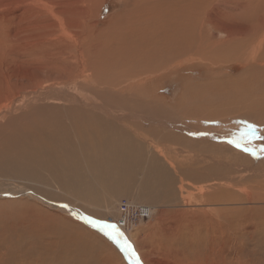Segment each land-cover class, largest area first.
I'll list each match as a JSON object with an SVG mask.
<instances>
[{"label": "rangeland", "instance_id": "1", "mask_svg": "<svg viewBox=\"0 0 264 264\" xmlns=\"http://www.w3.org/2000/svg\"><path fill=\"white\" fill-rule=\"evenodd\" d=\"M11 1L0 0V78L4 81L8 80L5 77L11 79L8 80L10 83L5 82V90L8 86H19V83L20 93L5 100L3 88L0 126L20 114L27 99L32 103L26 109L36 103H44L94 111L110 128L95 129L111 140L121 142L124 148L138 156L133 162L139 161L140 164L132 165L136 169L135 179L123 185L126 189L122 193H104L99 183L93 180V186L84 190L91 196L104 198V202L99 203L85 196L73 195L64 183L65 178H55L48 167H40L35 162L29 163L31 166L25 164L27 170L20 165L7 172L0 171V264H135L134 257L122 251L115 240L105 235V231L116 230L123 233L144 264L141 252L123 226L116 227V230H102L103 225H112V215L120 216L119 205L123 200L151 206L158 215H154L153 219H134L137 224H130L129 230L132 234H140L142 242H150L146 251L149 250L150 257L159 259L162 264H264V154L254 157L242 150L243 146H247L259 152L264 147V139L249 142L242 136L246 131L244 122H247L256 125L257 134L264 137V108L256 110L254 107V114L249 112L252 102H264V42L254 53L251 49L258 38L256 33L264 32V0H77L74 6L79 9V15L75 18L76 24L67 32L58 25L59 15L51 14L53 9L60 7L57 3L50 6L42 0H15L22 4L16 9V4L12 5ZM188 3L191 8L189 19L184 15ZM22 8L42 11L44 19L38 17L37 20L34 16L22 21L23 24H37V28L30 30L32 32L18 31L12 23L9 31L15 35H6L10 21L14 20L11 18L13 12L17 10L21 12L19 14L26 12L28 15L27 11L22 12ZM237 18L240 19L236 21ZM69 19L73 21L71 16ZM42 22L56 25L38 28L39 24L43 27ZM87 23L93 25L94 32L89 31ZM228 23H231V28ZM125 29L133 35L125 36V44L135 51L130 48L124 53L117 47V37L119 34L122 36ZM176 32L179 34L175 35ZM237 32H241V37ZM166 37L177 42L176 45L180 44L184 54L174 60H153L145 66L139 57L129 55L136 50L138 53L149 44L155 49V52H149L154 53L156 59L165 58L159 48L163 45L157 40ZM220 41H223L221 45ZM45 44L48 55L65 62L67 68L64 70L74 79L73 83L65 77L46 82V78L32 81L23 75L18 80L13 70L16 71L19 66L27 67L24 62H18L26 49ZM95 44L99 46L96 48ZM176 45L163 52H178ZM23 47L25 52L20 50ZM38 52H44V48ZM207 54L208 59L213 56L212 59H205ZM139 66H143L141 73L132 75V71ZM127 71L135 76L127 83L138 85L139 91H147L148 94L146 98L143 97L146 93L142 92L133 96L146 102L158 100L154 109L130 110L123 105H109L107 97L112 94L109 91L119 93L121 85H124L120 83L117 86L115 83L120 82L118 78ZM111 80L115 82L113 89L103 83ZM94 88L102 89L97 91ZM104 89H108L105 98L100 96ZM48 94H54V98ZM259 111L263 115H259ZM229 140H238L242 147H236ZM154 174L161 176V180ZM145 178L147 182H160L162 190L158 186L156 192L169 195V205H160L158 201L148 199L146 195L153 191L150 187L140 186ZM200 187L209 194L208 201L204 204L188 202L187 195L190 192L195 194ZM200 207L216 209L210 217L218 213L223 224L221 234H209L207 231L210 230L194 218L193 212ZM156 216H160L162 223L157 222ZM93 220L100 224L93 226L90 222ZM154 220L156 223L151 229L146 228L149 235L144 240L143 231L136 232L135 227Z\"/></svg>", "mask_w": 264, "mask_h": 264}, {"label": "bare ground", "instance_id": "2", "mask_svg": "<svg viewBox=\"0 0 264 264\" xmlns=\"http://www.w3.org/2000/svg\"><path fill=\"white\" fill-rule=\"evenodd\" d=\"M43 2H48V5L53 6L52 3L55 5L56 3L58 4V6L60 7H56V10L53 9L51 14L52 16L55 15H59L58 18V25L60 26V28L62 27V29L67 32L70 31L69 29L72 28V25H75V18L78 17L79 15V9L74 6L77 3V0H70L68 2H64V0H42ZM56 1V2H55ZM148 1V0H147ZM243 1V0H242ZM245 1V0H244ZM261 1V0H260ZM12 5L17 6L16 9L20 8L18 7V5L22 6V4H19V2L12 0ZM29 2V1H27ZM101 2V1H99ZM241 2V1H240ZM190 3H188L184 9L185 13L184 15H186V17H188L189 19V12L191 13V8H190ZM197 4V3H196ZM204 4V3H202ZM244 4V3H243ZM29 5V4H26ZM47 5V6H48ZM248 5V4H247ZM255 5V4H254ZM249 6V5H248ZM257 6V5H256ZM236 7V6H235ZM244 7V6H242ZM259 7V6H257ZM262 7V6H261ZM240 8V7H239ZM248 8V7H247ZM252 8V7H251ZM260 8V7H259ZM23 9V8H22ZM257 9V8H256ZM237 10V9H236ZM251 10V9H250ZM27 11L28 15H26L27 13H22L19 14L21 12H17V10L15 12H13L12 15V20L10 21L9 27L7 29V34L6 35H15L13 34V32L9 31L10 26L12 25V23H14L15 27L14 29H17L18 31H26L28 30L29 32H32L30 30H32L33 28H37V24L36 26L32 23V22H27L28 24H23L22 21L24 19H31L34 16H36L37 20L38 17H42L44 16V14L37 10H32V9H28L26 8V10H22V12ZM50 11V10H49ZM197 11V10H196ZM238 11V10H237ZM240 11V9H239ZM242 11V9H241ZM244 11V10H243ZM249 11V9H248ZM256 11V10H255ZM259 11V10H257ZM225 12V11H224ZM245 12V11H244ZM250 12V11H249ZM248 12V13H249ZM50 13V12H49ZM158 13V12H157ZM228 13V12H227ZM232 12L230 11V14ZM237 13V12H235ZM247 13V14H248ZM251 13V12H250ZM253 13V12H252ZM78 14V15H77ZM234 14V13H233ZM232 14V15H233ZM258 14V13H257ZM261 14V13H260ZM47 15V14H46ZM231 15V16H232ZM239 15V14H238ZM242 15V13H241ZM254 15V14H253ZM251 14V16H253ZM69 16H71L73 18L69 19ZM147 16V15H146ZM157 16V15H156ZM240 16V15H239ZM264 16V15H263ZM46 17V16H45ZM84 17V16H83ZM114 17V16H113ZM118 17V16H117ZM185 17V16H184ZM222 15H220V20H221ZM224 17V16H223ZM228 17H230L228 15ZM235 17V16H234ZM238 17V16H237ZM115 18V17H114ZM148 18V16H147ZM154 18V17H153ZM156 18V17H155ZM232 18V17H231ZM242 19L246 18L244 16H241ZM256 18V17H255ZM182 19V18H181ZM185 19V18H184ZM187 19V18H186ZM203 19V18H202ZM201 19V20H202ZM228 19V18H226ZM235 19V18H234ZM240 18H237L236 21H238ZM241 19V21H242ZM150 20V19H147ZM157 20V19H155ZM162 20V19H161ZM195 20V19H194ZM200 19H198L199 21ZM16 21V22H15ZM31 21V20H30ZM57 21V20H56ZM80 21V20H79ZM116 21V20H115ZM152 21V19H151ZM149 21V22H151ZM180 21V20H179ZM183 21V20H181ZM191 21V19H190ZM193 21V19H192ZM208 21V20H207ZM230 21V20H228ZM148 22V21H147ZM155 22V21H154ZM186 22V20H185ZM222 22V21H221ZM232 22V20H231ZM248 22V21H247ZM256 22V21H255ZM263 22V21H262ZM22 23V24H21ZM188 23V22H187ZM200 23V22H198ZM197 23V24H198ZM208 23V22H207ZM207 23L205 25H207ZM224 23V22H223ZM233 23V22H232ZM240 23V22H239ZM242 23V22H241ZM80 24V23H79ZM150 24V23H149ZM181 24V23H179ZM185 24V23H184ZM190 24V23H189ZM203 24V23H202ZM218 24V23H217ZM216 24V26H218ZM225 24V23H224ZM231 24V23H230ZM228 23V26L230 25ZM234 24V23H233ZM247 24V23H246ZM256 24V23H254ZM41 25L43 27L38 26V28L44 29L46 28H50V27H54V23L52 22V24H49L47 22H42ZM78 25V24H77ZM91 23H87L86 26L89 27V31L91 30V33L94 32L93 28L91 26ZM143 25V24H142ZM182 25V24H181ZM45 26V27H44ZM189 26V25H188ZM187 26V27H188ZM198 26V25H197ZM203 26V25H202ZM224 26V25H223ZM249 26H251V23L249 22ZM248 26V27H249ZM254 26V25H253ZM81 27V26H79ZM118 24H116L115 28L117 29ZM185 27V26H184ZM213 27V26H212ZM226 27V26H225ZM239 27H242V25H240ZM247 26H245L244 28H246ZM257 27V26H256ZM254 27L252 29L255 30ZM260 27V26H259ZM262 27V25H261ZM142 28V27H141ZM180 28V27H179ZM224 28V27H223ZM231 28V25H230ZM233 28V25H232ZM238 28V27H236ZM243 28V27H242ZM241 28V29H242ZM128 29V28H126ZM125 29V33L121 36L119 34V37H117V47L119 48V50L121 51H130V48L132 46H129L127 44H125V36H131L132 34L127 33L128 30ZM131 29V28H130ZM139 29V28H138ZM183 29V28H182ZM213 29V28H211ZM217 29V28H216ZM227 29V27H226ZM225 29V30H226ZM234 29V28H233ZM232 29V30H233ZM239 29V28H238ZM264 29V28H263ZM49 29H47L48 31ZM228 30V29H227ZM226 30V31H227ZM237 30V29H236ZM248 30V29H246ZM17 31V32H18ZM50 31V30H49ZM132 31V30H130ZM186 31V30H185ZM220 31V30H219ZM231 31V30H230ZM229 31V32H230ZM234 31V30H233ZM238 31V30H237ZM262 31V30H261ZM264 31V30H263ZM84 32V31H83ZM141 32V31H140ZM173 32V31H172ZM187 32V31H186ZM44 33V32H43ZM46 33V32H45ZM135 33V32H133ZM174 33V32H173ZM231 33V32H230ZM235 33V32H234ZM238 33V32H237ZM241 33V32H240ZM238 33V34H240ZM249 33V32H248ZM256 33V32H255ZM19 34V33H18ZM87 34V33H86ZM127 34V35H126ZM179 34V33H175ZM246 34V33H245ZM44 35V34H43ZM98 35V34H97ZM230 35V34H228ZM227 35V36H228ZM237 36V34H234ZM254 35V34H253ZM133 36V35H132ZM231 36V35H230ZM241 37V34L239 35ZM256 36L258 37L255 40V43L252 44V48L253 53L256 51V49L258 47H261L262 43L264 42V32H260L258 31V33H256ZM30 38V37H29ZM235 38V37H234ZM233 38V40H234ZM238 38V37H236ZM226 39V38H225ZM186 40V39H185ZM224 40V39H223ZM227 40V44H228V39ZM230 40V39H229ZM239 40V39H237ZM254 40V39H252ZM161 42V45H163L161 48L162 53L164 54L163 56L165 58L162 59H156V55H154V53L152 54L151 52L154 51L153 50V46L151 47L149 44L145 45L147 46L145 49H141L136 52H130L129 55L132 56H137L141 59V64L143 66L147 65L149 62L151 61H156V60H170V58H172L174 60L175 57H179V55L184 54L183 53V47L179 44L176 45L177 42H175L173 39L170 38H164L161 40H157V42ZM166 41V42H165ZM218 41V40H217ZM231 41V40H230ZM241 41V40H240ZM249 41V40H248ZM133 43V40L131 41ZM158 42V43H159ZM165 42V43H164ZM192 42V41H191ZM223 42V41H222ZM220 41V45L222 43ZM239 42V41H238ZM246 42V41H245ZM250 42V41H249ZM252 42V41H251ZM218 43V42H217ZM232 43V42H231ZM236 43V40L235 42ZM233 43V46L235 45ZM39 44V43H38ZM37 44V46H38ZM79 44V43H78ZM89 45H91L90 43H88ZM191 44V43H190ZM194 44V43H192ZM209 44V43H208ZM213 44V43H212ZM224 44V43H223ZM230 44V42H229ZM228 44V45H229ZM242 44V43H241ZM249 44V43H248ZM48 45V44H47ZM55 45V44H54ZM96 45V44H95ZM131 45V44H130ZM172 45H176V47L179 48L178 52L172 53L171 51L168 54L167 52L164 53L163 50L164 49H173ZM210 45V44H209ZM219 45V44H218ZM219 45V46H220ZM225 45V44H224ZM222 45V46H224ZM237 45V44H236ZM27 46V45H26ZM40 46V45H39ZM46 44L44 46H41L39 48H27L26 52H25V48H19L21 50V52L24 50L25 54L22 55V59H20L18 62H24L25 66L27 64V67L22 68V67H18L16 71L13 70V72L16 74L18 80L22 79V76L25 75L26 79H30L32 81H37L39 79L42 78H46L44 81L46 82H51V80L54 78H69L71 81V83H73V78L70 76V74L65 71V62L64 61H60L56 58H53V55H48L47 52V48L45 47ZM49 46V45H48ZM62 47V45H60ZM99 46V44L96 45V48ZM144 46V45H143ZM172 46V47H170ZM240 46V42L239 45ZM192 47V46H191ZM221 47V46H220ZM247 47V46H246ZM44 48V52H38V50L43 49ZM87 48V46H86ZM85 48V49H86ZM91 48V47H90ZM158 48V47H157ZM215 48V47H214ZM263 48V47H262ZM261 48V49H262ZM18 49V50H19ZM134 48H131V51H135L133 50ZM91 50V49H90ZM93 50L95 51V47H93ZM97 50V49H96ZM192 50V49H191ZM263 50V49H262ZM82 51V50H81ZM119 51V52H120ZM151 51V52H149ZM173 51V50H172ZM209 51V50H208ZM59 52V51H58ZM90 52V51H89ZM97 51H95L96 53ZM109 52V51H106ZM155 52V51H154ZM174 52V51H173ZM211 52V51H210ZM236 52V51H235ZM262 52V51H261ZM118 52H116L117 54ZM125 53V52H124ZM123 53V54H124ZM206 53V52H205ZM214 53V52H213ZM16 54V52H15ZM82 54V53H80ZM92 54V53H91ZM111 54V52L109 53ZM113 54V53H112ZM111 54V55H112ZM127 54V53H126ZM125 54V58H127V55ZM196 54V53H195ZM204 54V53H203ZM209 54V53H208ZM208 54L207 57L204 56L205 59H208ZM18 55V54H17ZM93 55V54H92ZM110 55V56H111ZM153 55V57H151ZM162 55V54H161ZM191 55V54H190ZM197 55H199L197 53ZM213 55V54H212ZM211 55V56H212ZM254 55V54H253ZM96 56V55H95ZM115 56V55H114ZM117 56V55H116ZM185 56V55H184ZM217 56V55H215ZM246 56V55H245ZM263 56V55H262ZM15 57V56H14ZM183 57V56H182ZM181 57V58H182ZM213 57V56H212ZM212 57H209V59ZM12 58V57H11ZM103 58V57H102ZM112 58V57H111ZM136 58V57H135ZM159 58V57H158ZM184 58V57H183ZM203 58V57H202ZM217 58V57H216ZM251 58V57H250ZM179 59V58H178ZM204 59V60H205ZM208 59V60H209ZM215 59V58H214ZM10 60V59H9ZM125 60V59H124ZM134 60V59H133ZM217 60V59H216ZM215 60V61H216ZM207 61V60H206ZM211 61V60H210ZM209 61V62H210ZM70 62V61H69ZM204 62V61H203ZM103 63V62H102ZM135 63V61H134ZM138 63V62H137ZM158 63V62H157ZM206 63V62H204ZM208 63V62H207ZM218 63V62H216ZM30 64L34 65V66H30ZM68 64V63H67ZM214 64V63H213ZM263 64V63H262ZM24 65V64H23ZM157 65V64H156ZM175 65V64H173ZM179 65V64H178ZM220 65V64H219ZM29 66V67H28ZM69 66V65H68ZM86 66V65H84ZM89 66V65H88ZM124 66H127L124 64ZM131 66V65H130ZM143 66H139L138 68H136L135 70H133L132 72H134L132 75H136L137 73H139L140 71H142ZM151 66V65H150ZM159 66V65H157ZM205 66V64H204ZM123 67V64H122ZM153 67V66H152ZM213 67V65H212ZM211 67V68H212ZM217 67V65H216ZM150 68V67H149ZM218 68V67H217ZM216 68V69H217ZM12 69V68H11ZM25 69V70H24ZM84 69V68H83ZM120 69V68H119ZM213 69V68H212ZM64 70V71H63ZM128 70V69H127ZM153 70V69H152ZM151 70V71H152ZM155 70V68H154ZM22 71V72H21ZM157 71V70H156ZM3 72V71H1ZM124 72V71H123ZM153 72V71H152ZM259 72V71H258ZM113 73V72H112ZM141 73V72H140ZM1 74V73H0ZM83 74V73H82ZM107 74V73H106ZM147 74V73H146ZM149 74V73H148ZM147 74V75H148ZM209 74V73H208ZM7 75V74H6ZM12 75V74H11ZM79 75V73H78ZM84 75V74H83ZM121 75V72H120ZM141 75V74H140ZM93 76V75H92ZM1 77V76H0ZM52 77V78H51ZM100 77V76H99ZM122 77V80H121ZM120 79L118 78V80H120V82H114V81H104L103 83H105L107 88L113 89L115 88L114 86H120V83H123L124 87H122L119 90V93H116L115 91H109L111 92V96L107 97L108 101H109V105L111 104V106H117V105H123V106H127V108L130 110H137V109H154V104L155 102H158V100H150L149 102L147 101H143L140 100L136 97L133 96V94H138L142 91H139L138 85H130L129 83H127L128 81H132L134 80L135 76H131L130 72L127 71V73L125 72L124 75H121ZM153 77V76H152ZM208 77V75H207ZM16 78V77H15ZM94 78V77H93ZM158 78V77H157ZM11 80L10 78H6L5 80ZM91 79V78H90ZM90 82H95L93 80H90ZM6 80V81H8ZM14 80V79H13ZM16 80V79H15ZM16 80V82H22V81H18ZM82 80V79H81ZM116 80V78H115ZM138 80V79H137ZM140 80V79H139ZM264 80V79H263ZM6 81H4L3 79L0 78V98L1 96H3V88L6 85ZM142 81V80H141ZM6 82V83H5ZM10 83V81H8ZM15 82V81H14ZM115 85H114V83ZM263 82V81H262ZM102 83V81H101ZM126 83V84H124ZM208 83V82H207ZM206 83V84H207ZM8 84V83H7ZM16 84V83H15ZM23 84V83H22ZM31 84V83H30ZM140 84V83H138ZM261 84V83H260ZM17 85V84H16ZM14 85V86H16ZM18 85L20 86V84L18 83ZM78 85V84H76ZM84 85V84H83ZM103 85V84H102ZM13 86V84H12ZM9 87L5 90V100H10L12 99V97L19 92V86L16 87ZM33 86V85H32ZM24 88V86H21ZM28 87V86H27ZM31 87V86H30ZM64 87V86H63ZM38 88V87H37ZM36 88V89H37ZM65 88V87H64ZM89 88V87H87ZM99 88V87H98ZM210 88V87H209ZM17 89V90H16ZM95 90H101L100 89H96ZM144 89V88H143ZM142 89V90H143ZM207 89V87L205 88ZM24 90V89H23ZM29 90V89H28ZM105 90V89H104ZM108 90V89H106ZM102 91L104 93H100L98 95L102 96L105 98V95L107 94L108 91ZM117 90V89H116ZM145 90V89H144ZM31 91V90H30ZM54 91V90H53ZM65 91V90H64ZM150 91V90H149ZM33 92V91H32ZM101 92V91H100ZM147 91L142 92V94H145ZM20 93V92H19ZM24 93V92H23ZM34 93V92H33ZM73 93V91H72ZM75 93V92H74ZM262 93V92H261ZM27 93H24V95ZM43 94V93H42ZM23 95V96H24ZM41 95V94H40ZM50 95V98H54V94H48ZM66 95V94H65ZM22 96V93H21ZM35 96V94H34ZM44 96V94H43ZM46 96V95H45ZM116 96V97H115ZM146 96H148V94L146 93L145 95H143L144 98H146ZM263 96V95H262ZM41 97V96H40ZM84 97V96H83ZM14 98V97H13ZM27 98V97H26ZM35 98V97H34ZM33 98V99H34ZM57 98V97H56ZM65 98V97H64ZM21 99V98H19ZM45 99V98H44ZM4 100V101H5ZM16 100V98H15ZM260 100V99H259ZM76 101V99H75ZM80 101V100H79ZM12 102V101H11ZM20 102V100H19ZM26 103H24V110L20 112V114H18L17 116L13 117L10 121L7 120V123H5L4 125L0 126V171H6L8 169L11 168H16V167H20V165L25 166L24 168L26 169L27 165H30L29 163H37L39 164L40 167H48V169H50L54 174H55V178L59 179L62 177V180L65 178V182H64L69 189L73 192V195H81V196H85L91 200H93L95 203H99V202H104V198H96L94 196L89 195L84 189L88 186H93L92 181H96L97 183H99V185L101 186L102 190L104 193H110V195L113 193L118 194V193H122L125 191L126 188L123 187L124 184L128 183L129 181H134L135 179V175H136V169L133 166H136L138 164H140L139 161L133 162L135 160L136 157H138L137 155H135L133 152L128 151L126 148H124L123 145H121V142L118 141H114L111 140L109 138V136L107 137L106 134H102L99 130H96L95 128H103V129H107L109 128V124L99 115L95 114L94 111H87V110H82L81 108L78 107H68V108H62V107H58V106H54L50 105V104H35L30 106L28 109H26L28 107V105L30 104L31 100L27 99L26 101H24ZM103 102V101H102ZM217 102V101H216ZM32 103V102H31ZM46 103V102H45ZM79 103V102H78ZM77 103V104H78ZM81 103V102H80ZM85 103V102H84ZM20 106V104H18ZM23 106V104H21ZM153 105V108L151 107ZM90 106V105H89ZM184 106V105H183ZM200 106V105H199ZM256 108V110H261V108H264V102L260 103L259 101L257 102H252L249 105V112L254 111L253 108ZM104 108V107H103ZM105 109V108H104ZM141 109V110H142ZM248 109V108H247ZM264 110V109H263ZM140 112V110H138ZM109 112V111H108ZM253 113V112H252ZM260 113V114H259ZM101 114V113H100ZM186 114V113H184ZM189 113H187L188 115ZM200 114V113H199ZM254 114V113H253ZM259 115H263V113H261L260 111L258 112ZM191 116V114L189 115ZM254 116V115H253ZM196 117V116H195ZM194 117V118H195ZM260 117V116H259ZM6 118V117H5ZM189 118V117H188ZM110 129V128H109ZM104 132V131H103ZM107 132V131H106ZM27 164V165H25ZM31 166V165H30ZM141 166V165H140ZM142 167V166H141ZM22 168V167H21ZM23 168V169H24ZM47 169V168H46ZM156 169V168H155ZM158 169V168H157ZM156 169V170H157ZM27 170V169H26ZM160 170V169H158ZM151 173V172H149ZM154 173V170L152 171V174ZM26 174V173H25ZM31 174V173H30ZM35 174V173H34ZM39 174V173H38ZM147 174V173H146ZM156 174H158V172H156ZM154 174V175H156ZM29 175V174H28ZM144 176V175H143ZM153 176V175H151ZM158 175H156L157 178ZM54 177V176H53ZM159 177V176H158ZM42 179V178H41ZM159 180H161V176L158 178ZM157 179V180H158ZM153 181V179H152ZM58 183H61L60 181ZM133 184V182H132ZM61 185V184H60ZM140 186L142 187H150V189L153 191V193H151L150 195H146L148 197V199L151 202H156L158 201V203L160 205H162L163 203H165L166 205L170 204V200L169 199V195L163 196L160 192L157 193L156 191L158 190L157 187L161 186L160 182L156 180L154 181V183L151 182H147L146 178L145 180L140 184ZM160 190H162V186L160 188ZM98 192V189L95 187V193ZM168 192V191H167ZM142 193V192H141ZM166 193V192H165ZM168 194H171L170 192ZM146 196H141L142 198H147ZM209 194L206 193L205 189H203V187L198 188L196 193L193 194V192L189 193L187 195V201L191 202L192 204H201V203H206L208 201ZM147 199V200H148ZM148 200V201H149ZM149 201V202H150ZM199 206V205H198ZM208 206V205H205ZM204 206V207H205ZM147 212H148V218L149 219H153L154 215H157L156 213H154V209L151 206H146ZM220 209V208H219ZM230 209V208H229ZM216 209H212V208H197L195 210L194 213V218L197 219L200 223L201 226L206 227V229L210 230L207 231L210 233H215L216 232H220V234L222 233V226L223 224H221L222 222H220L219 218H218V213L216 214V216H214L213 218L210 217L212 216V213H215ZM219 211V210H218ZM158 212V211H157ZM160 213V212H159ZM163 213V212H162ZM158 216V215H157ZM156 216V217H157ZM113 217V221H123V227H124V231L127 232V234L129 235V237L131 238V240L134 242V245H136L137 249H139V251L141 252V256H142V260H144V264H162L159 259L157 258H151L150 256H152V254L150 255L149 250L146 251L147 249V244L150 243L147 240V236L149 235L147 233L146 228L151 229L150 227L154 225V223H156V220L158 223H162L161 219L159 217L156 218V220H154L153 222H148V224L144 225H140L135 227L136 232L139 231H143V239L147 240L142 242V237H140V234H132L130 233L131 231L129 230V228L131 227L130 224L136 223L133 220H128L125 219L121 214L120 216H115L112 215ZM155 218V217H154ZM149 221V220H148ZM137 224V223H136ZM162 228V227H161ZM205 229V228H204ZM156 231V230H155ZM217 235V233H216ZM151 238V237H150ZM151 240V239H150ZM152 242V241H151ZM151 251V250H150ZM164 263V262H163ZM165 264V263H164Z\"/></svg>", "mask_w": 264, "mask_h": 264}, {"label": "snow or ice", "instance_id": "3", "mask_svg": "<svg viewBox=\"0 0 264 264\" xmlns=\"http://www.w3.org/2000/svg\"><path fill=\"white\" fill-rule=\"evenodd\" d=\"M246 123V131L242 134L243 137H245L249 142L252 140H257V139H264V137H261L257 134V126L251 123ZM231 144H234L236 147H242L240 142L238 140H229L228 141ZM242 150L251 154L252 156H258L261 154H264V147L259 149V152L255 148H250L247 146H243ZM93 226H98L100 222L98 221H90ZM105 228H111L116 230V225H103L102 230ZM105 235H107L110 239H113L119 244L120 248L122 251H124L126 254H130L132 257H134L135 264H142V261L140 260L138 254L135 252V249L131 245V243L123 236V233L120 232L119 230H116L115 232H109L105 231ZM121 240L123 242L121 243Z\"/></svg>", "mask_w": 264, "mask_h": 264}, {"label": "built area", "instance_id": "4", "mask_svg": "<svg viewBox=\"0 0 264 264\" xmlns=\"http://www.w3.org/2000/svg\"><path fill=\"white\" fill-rule=\"evenodd\" d=\"M119 210L121 212V215L128 220H137L138 218H147L148 217V212L145 207V205H136V204H131L126 200L121 201L119 205ZM112 223V221H110ZM123 221H116L113 222L112 225H116V227H122ZM118 227V228H119Z\"/></svg>", "mask_w": 264, "mask_h": 264}]
</instances>
